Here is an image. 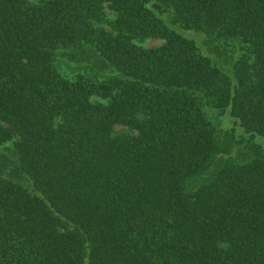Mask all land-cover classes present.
Segmentation results:
<instances>
[{
	"label": "trees",
	"instance_id": "16d2710c",
	"mask_svg": "<svg viewBox=\"0 0 264 264\" xmlns=\"http://www.w3.org/2000/svg\"><path fill=\"white\" fill-rule=\"evenodd\" d=\"M257 135L264 0H0V264H264Z\"/></svg>",
	"mask_w": 264,
	"mask_h": 264
},
{
	"label": "rangeland",
	"instance_id": "374dc122",
	"mask_svg": "<svg viewBox=\"0 0 264 264\" xmlns=\"http://www.w3.org/2000/svg\"><path fill=\"white\" fill-rule=\"evenodd\" d=\"M33 1H37V0H33ZM195 35L198 37L197 33ZM160 42L161 41L159 39H148L147 41H143L139 44H142L145 47H150L157 45ZM61 51H62L61 57L56 60L59 63V68L61 70L68 72L81 71L90 74L91 76H103L106 73V65L104 64L103 59L98 55H97L98 58L94 56L96 59L91 57L90 52L86 49H81L80 47H74V48L68 47V48H63ZM83 51L87 52L86 56H84ZM234 53L235 52L228 51L229 58L227 61L230 60V57ZM233 57H235V55ZM210 116L217 125H220L219 116L217 117L215 114ZM254 140H255L254 142H256L257 144L261 145L264 148V136L257 135Z\"/></svg>",
	"mask_w": 264,
	"mask_h": 264
}]
</instances>
